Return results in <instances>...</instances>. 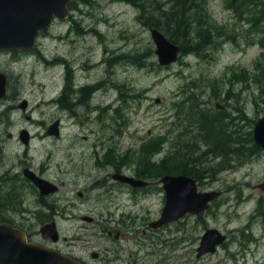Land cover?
<instances>
[{
  "label": "rangeland",
  "instance_id": "rangeland-1",
  "mask_svg": "<svg viewBox=\"0 0 264 264\" xmlns=\"http://www.w3.org/2000/svg\"><path fill=\"white\" fill-rule=\"evenodd\" d=\"M204 1H198L200 5L206 3L199 10H207L215 27L210 47L199 55H181L168 67L157 63L149 25V18L159 20L163 10L169 12L172 6L166 5L168 0H78L70 7L68 19L54 21L39 36L33 51L0 52V73L6 76L7 88L6 96L0 100V132H30L34 143L28 156L31 160L36 157L34 166H47L49 178H61L58 170L69 168L67 176L76 181L63 183L57 200L47 202L51 210L30 198L32 208L24 218L32 226V233L37 235L43 223L56 220L63 236L77 237L83 232L91 236L90 245L81 250L89 254L102 248L104 240L94 237L99 233L97 227L93 229L78 221L85 214L95 218L99 225L115 226L123 219L118 227L131 226L132 237L136 230L144 229L141 225L160 217L165 203L159 183L162 177L173 168H187L193 170L190 177L203 176L196 180L198 191H221L222 198L200 218L189 216L183 222L164 226L148 240L141 234L130 241L125 239L120 243L124 260L131 259L129 253H134L137 264H264V193L258 188L264 183V149L251 151L256 148L253 127L264 117V47L258 43L264 19L254 28L255 23L249 21L252 18L237 17L235 11L227 9L224 0ZM173 3L175 8L176 2ZM186 3L181 2L185 10L189 8ZM260 9L264 10L262 6ZM92 29L95 32L89 33ZM59 57L69 61L74 69L67 70V84L72 88V104L79 105L70 107L69 113L59 111L52 103L64 85L66 65L57 67L53 61ZM142 60L144 66L139 64ZM84 86H90V90L80 92L79 88ZM82 99L85 105L80 104ZM225 99H229L227 112L219 113L214 105ZM23 102L24 113L20 108ZM193 106L197 111L191 114ZM198 112L214 121L216 129L222 126L231 131V137L225 132L229 147H240L242 153L224 158L204 155V142L210 145V141L206 131L196 124ZM227 114L233 121L231 125L223 122ZM57 118L63 121L62 138L42 139L41 135ZM159 136H165L167 142L155 154L156 147L153 145L152 149L148 143L152 139L159 142ZM99 142L106 147L116 146L132 166L146 168L150 178L146 181L151 186L132 192L130 187L119 184L108 197H104L107 189L103 186L92 192L93 183L104 175L97 178L86 174V168L95 163L88 147ZM22 151L15 142L6 146L5 159L15 172ZM187 153L193 157L169 160L170 155ZM162 161L164 172L159 168ZM132 170L125 172L132 174ZM112 171L107 167L104 179ZM76 190L87 193L79 198ZM129 212L131 218H124ZM254 220L251 229L243 230ZM204 228L229 232L231 240L215 254L197 259L196 249ZM251 233L255 241H251ZM76 244L80 251L81 244Z\"/></svg>",
  "mask_w": 264,
  "mask_h": 264
},
{
  "label": "flooded vegetation",
  "instance_id": "flooded-vegetation-1",
  "mask_svg": "<svg viewBox=\"0 0 264 264\" xmlns=\"http://www.w3.org/2000/svg\"><path fill=\"white\" fill-rule=\"evenodd\" d=\"M75 4V1L71 2L68 6V12L71 11L70 7ZM68 17H70V12L68 13ZM68 19V18H67ZM74 28L75 30L79 31L78 26L76 23H74ZM83 32V31H82ZM95 32L94 29H92L91 31H89V33H93ZM88 33V31H85V34ZM83 35V33H82ZM101 35V34H100ZM99 36V35H98ZM101 38V37H99ZM60 40H62V37H59ZM75 59V58H74ZM65 60V61H64ZM55 62L54 66L59 67L60 65H62L63 63L66 65V71L64 74V85L61 89V91L59 92V94L57 95V97L55 99L52 100V103H55V106L57 107V109L61 112H66L69 113V108H76L77 105H79L76 102L75 104H72V88L69 84H67L69 82V78L67 76V70L70 68L72 70L73 67L70 66L69 61H67L66 59H62V58H56L53 60ZM104 63V61H102L99 64ZM92 68L96 67L95 65H90ZM90 90V86H84L82 88H79L80 92H83V90ZM228 100L229 99H225V100H219L218 102L215 103L214 105V109L216 111H218L219 113L221 112H227V107H228ZM85 99H82L80 101V104L85 105L84 104ZM66 102L68 107H63V103ZM99 105V104H98ZM102 107V106H101ZM194 111L196 110V106L193 109ZM73 115H76L75 112H73ZM197 120V119H196ZM55 121H59V131H58V135L57 136H50L48 135V131L46 130V132L44 131V133L41 135L42 139H52V140H60V138H62V119L57 118ZM52 122V123H53ZM223 122H228L229 125H231L233 123V121L230 119V116L227 114L224 118H223ZM52 123H50L49 125H51ZM218 123V122H217ZM218 125V124H217ZM222 126L218 127L217 129H212L210 131H206V133H214L219 137L220 143L221 144H225L226 147H224L223 149H213L207 142H204V144L206 145L205 148L207 147V151H201L204 155H209V154H213V155H219L221 158H224L227 155H236V154H241L242 153V149L240 147H236V148H230L229 147V143L230 141H228V137H231V134H229L231 131H227L224 130ZM22 131L23 130H19L16 132H9V131H1L0 132V226L1 225H7L12 227L13 229H17L19 231H21L26 239L27 243H33L36 244L40 247H43L47 250L53 251L61 256L67 257L69 259H74L75 261H77L79 264H137V257L134 253H129V257L131 259L125 261L124 257L121 255L122 252V248L120 246V243H122L125 239H127V241L132 240L133 238H135L137 235H140L143 237L144 240H148L149 238H151L152 235L157 234L158 231H160L161 229L164 228V226H167L169 224H173V223H180L183 222L187 217H201L203 213H205L207 210H209L210 206L216 202H218L223 194L221 191H210V192H216L218 194V196L209 203L208 208L204 211H201L199 213L196 214H190L187 213L184 217H182L181 219L168 223L166 225H163L159 228H153L151 227V224L157 222L160 217L158 218V220H153L151 222H149L148 224H144L141 225V228H144L141 232H139V230L135 231V234L130 237V230H131V226H122V227H118L120 224L124 223V220L122 219L120 222L115 223V226H111V225H99L98 221L93 218L90 215H85L82 214L81 216L78 217V221L81 224H87V225H91L92 227H94L93 229H96L95 227L98 228L99 233L98 236H94L98 239H103V247L99 248V249H93L91 251H89V254H84V252L82 253L81 250H83L84 247L88 246V244L90 245V241H91V236H89L86 232H83L81 235L77 236V237H73V236H63L62 233L60 232L59 229V225L57 223L56 220H54V216L52 215L51 218L53 217L54 221H47L45 223H43L39 230H38V234H34L31 232V225L28 223V221L24 218V217H28V209L32 208V205L29 203L30 198L35 199V201L40 205L42 204L44 207H46L48 210L52 209L51 204L47 203V202H52L57 200L56 198H58V196L61 194L62 189H63V183L64 184H69V182L72 180L73 183H76V181L73 178H70L67 176L68 169H59L58 173L61 175V178H59L58 176L55 177H47L46 173L48 171L47 166H45L43 163L38 164V167L36 168L34 166L33 161H36V157H33V160L30 159V156H28V151L31 147V145L34 143L33 141V136L30 132L27 131L28 134V140H27V144H23L21 141V135H22ZM229 136H226L227 134ZM90 135H92L94 132L91 130L89 131ZM102 133H108L105 131H102ZM117 134H123L122 131H117ZM169 134L172 133V131H168ZM226 137V138H224ZM105 138V136H104ZM84 140L87 139V137H83ZM251 139V138H250ZM227 140V141H226ZM10 142H15L17 143L18 147H20L23 151H22V160L19 161V163L17 164L18 170L15 172L13 171L11 165H9L6 161V154H5V150H6V146L8 143ZM104 143L103 142H99L97 144H90L88 148H90V154H92L95 158V163L94 166H88L86 169L88 170V172L86 174L89 175H94L95 177H99V175L101 173H103L104 176H102V178H98L99 181H96L95 183H93V188H91L92 192L96 191L98 186H103L105 187V189H107V191H104V197H108L110 195L113 194L114 191L113 188L115 189L116 186H118L119 184L121 186L124 187H130V190L132 192H135V190L137 189H143V188H149L151 186V183L146 181L148 179H150L147 175V173H145L146 168L144 170H142L140 165L136 166H132V164L130 163L129 159L127 158V156H124V154H121L120 150L116 147V146H105L104 148L101 145ZM201 144V143H200ZM255 146V145H254ZM94 147V150L92 152V148ZM98 148V149H97ZM103 148V153L102 155L99 157L100 154V150ZM199 149V148H198ZM257 149H260L256 146V148H251V151L253 153V150L256 151ZM200 150V149H199ZM118 156H122L120 159H116L114 160L115 157ZM114 160V161H113ZM150 163H152L149 160ZM171 163V162H170ZM153 164V163H152ZM72 168V166H69ZM74 168H76V166H73ZM110 167L113 171L112 173L109 175V177H107L109 180L106 182V179H104L105 175H106V168ZM133 168V170H132ZM132 170V174H128L125 171H130ZM92 171L94 172V174L92 173ZM81 173L85 174V172H83L82 170H80ZM87 176V175H86ZM165 176H187L190 177V175H165ZM30 177L35 178V179H40L43 182L50 184V186H48L46 188V190L50 189L52 190V192H47V193H41L40 189L36 186V184H34V182L32 181V179H30ZM203 176L201 174H199L198 177H190L191 179H193L195 181L196 184V188H197V181L196 180H200ZM163 178V177H162ZM200 178V179H199ZM59 180V181H57ZM102 182H104V185L102 184ZM106 182V183H105ZM145 183L144 186L142 185H136L135 183ZM99 183V185H97ZM160 183V181H159ZM111 184V185H110ZM201 184V183H199ZM162 185V184H161ZM162 187V186H161ZM259 188V185H258ZM163 189V187H162ZM260 189V188H259ZM54 190V191H53ZM164 190V189H163ZM261 190V189H260ZM91 192V193H92ZM197 192L198 193H206V192H200L198 191L197 188ZM87 192H80L76 190V195L79 198H82L83 195H85ZM165 194V191H164ZM113 199V198H112ZM228 201V198H226ZM163 210V209H162ZM162 213V211H161ZM35 215V214H32ZM161 216V214H160ZM124 218H131V214L129 212V214L125 215ZM256 221L254 220L252 223H248L243 230L245 229H251L252 225L255 224ZM53 224L55 227V231L57 233V239L54 241L53 239L49 238V237H44L41 234V229L46 226V225H51ZM148 225V230H146V226ZM139 227V228H140ZM86 231V229H83ZM208 230H215L220 234V237L222 239V242L219 245H216L215 249L213 252H207V253H199V248L201 247V242L202 239L205 237L206 232ZM98 232V231H97ZM237 232L236 230H233V236L235 235V233ZM229 232H221L220 230L216 229V228H204L202 235L199 239L198 242V247L196 249V258L200 259L202 257H205L207 255H211V254H215L218 249L220 248H225L227 247V245L229 244L231 238L228 235ZM250 239L251 241H255L256 239L253 238L252 233L250 234ZM37 239V240H36ZM250 241V242H251ZM76 242H79L81 244L80 247H78L80 249L77 250L76 246ZM138 244L140 245V242L138 241ZM125 261V263H123Z\"/></svg>",
  "mask_w": 264,
  "mask_h": 264
},
{
  "label": "water",
  "instance_id": "water-1",
  "mask_svg": "<svg viewBox=\"0 0 264 264\" xmlns=\"http://www.w3.org/2000/svg\"><path fill=\"white\" fill-rule=\"evenodd\" d=\"M72 0H0V52L32 51L39 34L48 30L55 20L64 21L68 17V4ZM154 44V54L160 67H168L177 62L179 47L170 42L161 32L150 29ZM7 94L6 76L0 73V99ZM158 103L159 101L156 100ZM25 112L26 103L20 105ZM25 119L29 117L25 115ZM59 121L48 129V135L57 136ZM21 141L27 144L28 134L22 131ZM253 141L258 148L264 149V117L259 118L253 127ZM41 193L52 192L50 186L40 179L30 177ZM160 183L165 191V204L160 219L151 224L159 228L177 221L187 213L196 214L208 208L218 194L216 192L198 193L195 181L187 176H164ZM144 186L145 183H135ZM264 192V183L259 186ZM54 191V190H53ZM44 237L54 241L57 233L53 224L41 229ZM222 242L220 234L208 230L202 239L199 253L213 252ZM0 264H79L74 259L61 256L33 243H27L24 234L7 225L0 226Z\"/></svg>",
  "mask_w": 264,
  "mask_h": 264
},
{
  "label": "trees",
  "instance_id": "trees-1",
  "mask_svg": "<svg viewBox=\"0 0 264 264\" xmlns=\"http://www.w3.org/2000/svg\"><path fill=\"white\" fill-rule=\"evenodd\" d=\"M198 1L199 0H178V1L168 0L169 3H167L166 5L172 6L169 9V12L165 13L163 10V15L160 14L159 20L155 17L149 18L150 27L153 29H157L159 32L163 33L170 42L177 45L180 48V54L183 56L188 55L190 53L191 54L194 53L197 55L203 53L206 50V48L210 47L211 42L209 43V41L212 40L213 31L215 30V27L210 23L208 19L207 10L205 8H202V11L199 10L201 7H206V3H202L200 5ZM224 1L226 2L225 5L227 9L235 11L237 17L240 18L243 15H246L248 18H252L253 20H249V21H252L253 24L255 23L254 28L259 26L258 23L261 24L263 22L264 10L262 11L260 8L262 6V8L264 9V3H262L260 0H224ZM173 2H176L175 8ZM181 2H187L185 5L186 6L189 5V8L185 10V7L184 6L182 7ZM142 18H144V15L142 16ZM260 26L263 29L261 32L262 37L258 40V43L264 47V24ZM143 63L144 61L140 62L139 64L141 66H144ZM63 104H64L63 107H68L66 102H64ZM193 112L194 110H191V114H193ZM196 117H197L196 124L198 128L201 127V130L210 131L212 129H216V127L214 126V121L205 118L202 112H198V114H196ZM207 137H208L207 140L210 141L209 142L210 146L213 149H223L224 147H226L225 144L220 143L219 137L221 136H218L214 133H207ZM159 138H160L159 142H155L158 141V139L155 140L152 139L148 143V145L152 146V149H153V145L154 147H156L155 149L156 151H154L155 154L159 153L161 148L163 147V144L167 142L165 136H161V137L159 136ZM179 153L180 152H178V154ZM176 154L170 155L169 160L174 162L179 158L191 159L193 157L191 153H187L186 155H182V154L176 155ZM121 157L122 156L115 157L114 160L120 159ZM172 165L174 166L173 163ZM159 168L160 170H163V172L165 171L163 161L159 166ZM178 170L177 169L174 170L173 168L165 175H190L191 174L190 171H193L187 168L179 171Z\"/></svg>",
  "mask_w": 264,
  "mask_h": 264
}]
</instances>
